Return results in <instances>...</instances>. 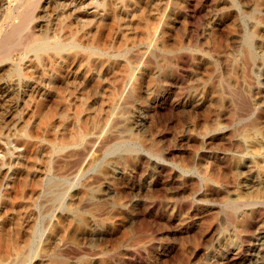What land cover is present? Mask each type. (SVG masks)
<instances>
[{
    "label": "rangeland",
    "instance_id": "374dc122",
    "mask_svg": "<svg viewBox=\"0 0 264 264\" xmlns=\"http://www.w3.org/2000/svg\"><path fill=\"white\" fill-rule=\"evenodd\" d=\"M28 31L66 50L0 58V264H264V0H40Z\"/></svg>",
    "mask_w": 264,
    "mask_h": 264
},
{
    "label": "bare ground",
    "instance_id": "6f19581e",
    "mask_svg": "<svg viewBox=\"0 0 264 264\" xmlns=\"http://www.w3.org/2000/svg\"><path fill=\"white\" fill-rule=\"evenodd\" d=\"M12 1H13V3L8 5L9 6V8H8L9 14L7 16L8 26L4 27L3 29H2L3 26L0 27V58L9 57L14 50L17 51L19 49V50L25 51V50H27L28 46L31 43L34 45V47L37 50H43L41 53L45 52L44 53L45 55L46 54L49 55L50 52H48V51L52 48L55 49L54 50V54H55L54 56L63 55V53L66 50V44H64L63 42L61 43L59 41H56L54 44H52V42L50 41V38H49V36H47V34H43L40 38L37 39L36 38L37 36L35 37L33 34H31L32 33L31 31H30L31 33L28 31L29 22L33 18L35 9L38 7L40 0H12ZM3 3H5V2H3ZM65 5H67V4H65ZM69 5H71V4H69ZM3 7H4V5H3ZM5 23L3 22V24H5ZM38 30H41V28H39ZM39 32H41V31H39ZM34 33H36V32L34 31ZM67 49H72V48H67ZM51 55H50V57H52ZM89 56H90V54H89ZM42 58H43V56H42ZM51 59H53V57ZM60 59H62V58H60ZM54 60H55V58H54ZM41 64H42V62H41ZM49 188L52 191V194H53L52 197H54L55 194L59 190V183L58 182H51L49 185ZM0 258H2V256H0ZM25 260H26V256L24 254L18 255L17 261L23 262Z\"/></svg>",
    "mask_w": 264,
    "mask_h": 264
}]
</instances>
